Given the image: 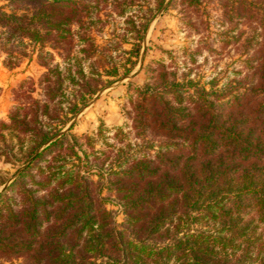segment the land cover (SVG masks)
I'll return each instance as SVG.
<instances>
[{
	"label": "trees",
	"instance_id": "trees-1",
	"mask_svg": "<svg viewBox=\"0 0 264 264\" xmlns=\"http://www.w3.org/2000/svg\"><path fill=\"white\" fill-rule=\"evenodd\" d=\"M165 1L181 11L215 1L222 23H255L252 55L207 89L157 60L124 126L62 130L95 91L76 53L109 56L88 29L117 20L121 35L124 17L126 33L141 36ZM32 52L46 69L39 97L19 86L25 101L0 120V140L13 134L23 164L0 189V264H264V0H0L3 64ZM101 189L120 207L119 225Z\"/></svg>",
	"mask_w": 264,
	"mask_h": 264
},
{
	"label": "rangeland",
	"instance_id": "rangeland-1",
	"mask_svg": "<svg viewBox=\"0 0 264 264\" xmlns=\"http://www.w3.org/2000/svg\"><path fill=\"white\" fill-rule=\"evenodd\" d=\"M182 17L195 23L196 31L184 25ZM222 20L215 1H205L196 8L184 11H181L177 4L166 8L165 1L162 8L147 23L141 36L126 33L128 26L123 23L124 17H121V35H112V31L119 28L117 20H112L114 22H108L101 28L97 25L88 29V35L92 37L96 48H102L103 53L110 57L104 58L103 54L95 52L90 60H84L83 54L76 53L82 62V73L95 87V91L85 98L79 110L62 130L72 124L70 133L75 135L94 134L98 128L106 129L108 134H105L109 135L112 128L124 126L127 123L125 110L129 107L134 88H141L145 84L146 69L157 60H162L170 66L175 65L178 67V74L187 73L188 77L206 89L212 82L219 87L225 81L233 79L234 72L240 68L237 61L252 55L253 41L259 38V33L254 30L256 25L253 22L233 20L232 23H222ZM112 37L116 40L114 45L109 46L107 41ZM72 38L76 43L77 37ZM44 49L52 53L51 63L61 64V58L57 54L59 49ZM73 49L75 53L77 47L74 46ZM135 51L137 52L134 54ZM3 56L0 53V120H6L10 108L20 100L15 96L19 86L22 85L23 91L33 87L31 96L39 97V80L46 71L38 62L36 52L23 57L13 67L3 64ZM109 63H115L117 70L114 75L105 72L111 68ZM74 81L81 82L76 78ZM65 83L67 86H73L71 81ZM3 134L4 139L0 140V182L3 181V184L0 189L12 180L23 165L22 150L12 137L13 134L6 130ZM100 138L97 137L95 148L100 147ZM92 178L95 180L97 177L94 175ZM100 195L106 199L105 206L111 210L113 222L119 225L122 221L120 207L103 189L100 190Z\"/></svg>",
	"mask_w": 264,
	"mask_h": 264
}]
</instances>
